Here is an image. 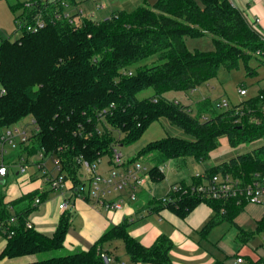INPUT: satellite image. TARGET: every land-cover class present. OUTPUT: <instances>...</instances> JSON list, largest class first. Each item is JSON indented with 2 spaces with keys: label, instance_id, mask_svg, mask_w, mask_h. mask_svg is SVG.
Returning a JSON list of instances; mask_svg holds the SVG:
<instances>
[{
  "label": "trees",
  "instance_id": "16d2710c",
  "mask_svg": "<svg viewBox=\"0 0 264 264\" xmlns=\"http://www.w3.org/2000/svg\"><path fill=\"white\" fill-rule=\"evenodd\" d=\"M61 1H39L38 9L48 20L44 29L23 31L15 41L0 38V133L29 117L37 126L30 144L20 145V157L40 151L46 160L58 157L62 173L76 188L84 183L81 162L93 165L106 156L111 160L115 146L134 145L162 118L193 139L167 137L128 159L129 163L144 160L152 164L149 173L157 181L163 179L160 168L170 160L207 161L223 136L232 147L264 138V88L259 95L219 114L208 98L196 103L194 114L189 106L166 97L170 92H193L215 78L220 68L237 69L240 61L254 74L249 54L264 51V34L230 0H157L131 12H112L102 21L79 12L69 19H56V13L66 10ZM66 1L71 8L78 7L77 0ZM20 7L12 5L11 9L16 12ZM36 11H25V15ZM203 37L211 39L212 51L188 49L186 38ZM153 56L160 64L132 70ZM148 89L154 91V97L139 100L138 94ZM219 172L246 181L256 172H264V145L206 171L208 175ZM185 185L177 182L171 186ZM49 193L36 190L9 203L0 195V236L8 241L0 260L103 264L101 252L113 254L107 244L121 241L134 264H173L174 244L168 236L161 235L151 247H145L130 235L128 221L107 229L88 251L39 259L41 254L64 249L73 219L72 211L64 212L53 236L28 228V217L35 210L33 202L40 198L43 203ZM22 203L29 206L21 209ZM156 203L181 217L202 203L209 205L214 216L204 231L225 220L233 221L245 208V203L238 205L236 201L195 197L181 198L177 205ZM13 217L17 221L10 224ZM11 232L14 234L9 237ZM254 233L264 234V220ZM252 264H264V257Z\"/></svg>",
  "mask_w": 264,
  "mask_h": 264
},
{
  "label": "crops",
  "instance_id": "0c3cea01",
  "mask_svg": "<svg viewBox=\"0 0 264 264\" xmlns=\"http://www.w3.org/2000/svg\"><path fill=\"white\" fill-rule=\"evenodd\" d=\"M6 1L11 9L12 5L23 6L26 2L32 0ZM89 1L90 0H79L78 9L74 10V13H78L77 10L79 9L83 10L82 7L85 2L86 6L92 1L95 2L96 10H98L97 8L99 5L104 6L103 9H106L108 6V3H101L100 1L102 0ZM241 1L244 3V0ZM10 2H12V4H10ZM251 2L254 3V6H251ZM251 2L245 10L251 16L252 20L258 18L252 16L253 12L262 13L264 15V0H255ZM95 11L90 12V14L85 13V16H94ZM12 12L14 11L12 10ZM15 13L16 19L18 16L22 15V7L18 8ZM247 19L251 23L249 18ZM1 134L2 133H0V135ZM27 157L29 158L27 154H23V156L20 157V150L18 148L15 151H11L6 158V162L10 164V172L6 177H0V195L4 196V201L6 203L17 201L24 195L36 190L42 194L44 192H53L49 183L46 182L43 176L42 178L44 180H41V172L38 170L37 166L31 161L28 162ZM22 159L27 160V165L29 167H35L32 171L30 170V174H21L19 169H17L16 172L13 170L12 167L17 164V160L19 161L18 164H20V167L23 165L21 162ZM176 161L177 160H170L167 163H175ZM166 164H164V166ZM176 165L180 166L181 164ZM106 170H108V166L102 168V170L100 169V171ZM162 176L163 179L161 181L153 180L152 178L148 180L146 188L139 191L137 202H131L127 192L113 197L114 199L122 197L124 200V207L119 211L108 212L101 206H95L80 198L72 197L71 192L66 191L64 192L65 195L63 194L57 199L59 205L56 204V206H53L55 202L52 204V202L49 203L47 200L39 205L33 202L32 207H35V210L31 212L28 219L37 231L48 236H53L58 227L60 217L64 213V211L60 210L59 206L65 199L72 197L71 200L75 198V201L71 203L70 207V209L72 208V213L74 209L77 208L85 219L84 225L81 226L79 230L78 228L72 227L74 223L72 219V225L65 241V246L72 250L81 248L78 246L82 242L85 246H83L80 251H88L107 229L128 221L131 224L130 235L145 247H151L161 235L168 236L174 244V248L171 251L173 264H214L217 261L223 262L224 264H231L237 257H243L245 260L244 264H252L257 263L264 257V234H252V232L257 230L259 223L264 220L263 206L248 204L233 221L225 220L209 230L204 231V227L214 216V210L209 205L202 203L185 217L179 216L166 207L160 209V206H158L160 204L156 203L160 199L155 197L157 187H154V185L165 180V172ZM193 176L194 174L176 181H171L168 185L167 193L169 192L170 186L174 183L185 182L189 185L193 182ZM69 186H71L70 183ZM79 201L81 203H78ZM82 203L90 204L93 208H89L90 206L87 207ZM19 206L21 209H25L29 204L22 203L19 204ZM139 210H141V212H139ZM155 216L157 220L153 219ZM228 233H230L231 236L234 235L232 241L227 239ZM259 235L263 236V243L260 247H256L253 242ZM7 243V239L0 236V255ZM122 249L118 250V248L115 247L109 250L115 256L119 257V259L126 262L127 260L124 259V256L129 259L126 253L125 255H119ZM5 263L17 264L20 263V260H0V264ZM127 264L134 263L129 259V263Z\"/></svg>",
  "mask_w": 264,
  "mask_h": 264
},
{
  "label": "built area",
  "instance_id": "2783aa9c",
  "mask_svg": "<svg viewBox=\"0 0 264 264\" xmlns=\"http://www.w3.org/2000/svg\"><path fill=\"white\" fill-rule=\"evenodd\" d=\"M39 1L32 0L23 5L22 17L20 15L14 21L18 31L36 33L48 25V20L43 15L44 12L38 9ZM43 1L45 4H49L55 3L58 0ZM251 1L255 0H244V3L241 0H230L232 6L241 12L250 5ZM61 5L66 10L63 14L56 13V19H60L61 17L69 19L75 14L74 10L78 9L77 7L71 8L66 0L61 1ZM98 8L103 9L104 6L99 5ZM35 9H37L35 13H32L30 16L28 14L25 15V11H33ZM77 11L83 17H86L83 10L79 9ZM253 24L258 26L259 29ZM253 24L251 23L255 29L264 34L263 19L254 18ZM129 75H132V72H129ZM238 92L242 97H246L248 94L246 88H241ZM218 106L220 108H229L230 105L227 100H222L218 103ZM16 139H20V144L16 143ZM28 144H30V136H28L27 132L16 129L15 127L6 130L0 135V177H6L10 172V164L6 162V158L10 152L17 150L20 145ZM112 154L111 160H108V170L106 171H100L102 160L93 165H90L86 161L81 162L83 168L81 179L84 183L76 188H74L73 182L67 180L66 176L62 173V164L58 157H52L46 160L43 151H40L36 155L29 156L30 159L28 158V162L31 161L37 166L43 178L49 183L52 191L60 192L61 195L66 191H70L72 197L80 198L95 206H101L108 212H115L124 207V200L122 197H117V199L113 197L127 192L129 200L131 202H137L139 191L146 188V184L151 176L148 166H145L141 161L129 163V160L125 159L119 151L118 146H115ZM48 160L53 161V169L48 168ZM21 162L23 165L20 167V173L26 174L28 168L27 160L22 159ZM163 170L162 166L160 172ZM69 183L71 186H69ZM184 197H195L203 201H223L224 203L236 201L238 205L245 203V205L253 204L264 207V174L254 173L251 179L246 181L231 173L219 172L214 175H208L206 171L197 172L193 176V182L189 185L187 184L185 187L170 186L167 196L161 198L159 202L163 205H177V202ZM71 198L65 199L60 204V210L64 212L70 210ZM35 203L36 205L41 204V199L37 198ZM16 221L17 219L13 217L10 224H15ZM33 227V224L29 222L28 228L31 229ZM13 234L11 232L9 237ZM100 257L103 264H127L114 254L105 250L101 252ZM244 262L243 257H237L231 264H244Z\"/></svg>",
  "mask_w": 264,
  "mask_h": 264
},
{
  "label": "rangeland",
  "instance_id": "374dc122",
  "mask_svg": "<svg viewBox=\"0 0 264 264\" xmlns=\"http://www.w3.org/2000/svg\"><path fill=\"white\" fill-rule=\"evenodd\" d=\"M156 1L157 0H102L100 2L105 4L108 3V6L106 9L97 8L98 10H96L95 8V2L92 1L88 6H86L85 4L86 2H85L83 4L82 9L86 14L87 13L90 14V12L96 10L94 16L93 15L91 16V19H93L94 21H102L105 18H107L109 15H111L112 12L122 11V10L131 12L136 10L138 7L142 5L143 6L146 4L153 5ZM10 4H12V2H10ZM251 6H254L253 2H251ZM243 14L246 18H249V20L253 24V20L246 10H244ZM15 16L16 13L12 12V10L9 8L7 4V1L0 0V38L10 39L11 41H15L21 37L22 32L18 31L14 24ZM252 16L264 20V15L262 13L253 12ZM253 25L256 26L255 24ZM186 43L188 49L193 52L194 51L209 52L214 49L213 43L211 39L208 37H203L199 39L186 38ZM249 55L252 56V60L250 62V68L254 72V74L252 75L249 74L247 69L245 68L244 62L240 61L237 69L230 71L225 68H220L215 78L209 80L206 84H204L203 86H201L200 88L196 89L193 92H190L188 94H186L185 92H170L166 94V97L169 100L176 101L183 105L189 106L194 114L197 113L196 103L208 98L211 99L212 102L215 104L214 106L216 113L219 114L228 110L229 108L234 107L235 105H239L248 98L259 95V90L264 88V51L261 52V50H258L250 53ZM157 64H160V62L157 61V56H153L151 58L145 59L137 63L135 66L132 67V70H136L140 67H152ZM241 88H246L248 90V94L246 95V97H242L239 94L238 90ZM154 95H155L154 91L152 89H148L138 94V99L143 100L146 98H152L154 97ZM222 100H227L229 102L230 105L229 108H220L218 106V103ZM15 128L19 130H24L27 132L28 136H32L35 133L37 126L33 122V119L29 117L24 121L18 123L15 126ZM167 137H176L188 141H191L193 139L192 136L186 134L181 128L172 125L167 119L162 118L159 121L153 123L137 143L131 146H122V147L118 146V149L122 153L125 159H133L134 157L138 156L140 153L139 151H141L147 145L153 142L166 139ZM16 143L20 144V139H16ZM263 145H264V138L250 144H242L236 147H232L229 144L227 137L223 136L220 138V147L217 150L213 151L210 154L209 159L205 162H198L193 158H186V159L177 160L175 163L169 162L165 166L162 165L164 166V170L161 171L160 173L164 174L165 172V180L161 183L154 185V187H157L155 191V197L157 199H161L167 196L168 185L169 183H171V181L182 179L184 177H187L188 175L190 176L197 172L204 171L205 169L208 170L211 167H215L239 155L251 152ZM108 159H109L108 156L102 159V165L100 168L101 170L102 168L108 166ZM16 162L17 164H15L12 167L15 172L17 169L20 170V164H18L19 161L17 160ZM141 162L148 167H151L152 165L144 160H141ZM176 164H181V165L178 166ZM47 165L49 169H53L54 167V163L51 160L47 161ZM33 168L35 167L28 166L27 174H30ZM257 173L264 174V172H256L255 174ZM41 180L42 181L44 180L42 178V174H41ZM60 196H61L60 192H54V191L50 192L47 197V202L49 203L52 202V204L53 202H55L53 206H56V204L59 205L57 199H59ZM74 201L75 198L71 200V203H73ZM78 203L81 202L79 201ZM82 204H84L87 207L90 206L89 208L92 207L90 204L88 205L87 203H82ZM153 219L157 220V217L155 216L153 217ZM73 221L74 223L72 227L78 228V230L81 228V226L84 225V221H85L84 216H82L79 213L77 208H75L73 211ZM233 236H231L230 233H228L227 239L232 241V239H234ZM262 243H263L262 235L257 236L255 241L253 242L254 246L256 247H260ZM83 246H85V244H82L81 242V244L78 247L83 248ZM115 247L118 248V250L123 248L119 253V255H125L124 245L121 241H113L107 244V249H113ZM81 248L72 250L67 246H65L64 249L62 250L54 251L53 253L41 254L39 259L43 260L51 257L66 256L69 254H73L77 251H80ZM124 259L127 260L126 261L127 263H129V259L126 256H124Z\"/></svg>",
  "mask_w": 264,
  "mask_h": 264
},
{
  "label": "water",
  "instance_id": "95a60500",
  "mask_svg": "<svg viewBox=\"0 0 264 264\" xmlns=\"http://www.w3.org/2000/svg\"><path fill=\"white\" fill-rule=\"evenodd\" d=\"M70 211H72V208L70 209Z\"/></svg>",
  "mask_w": 264,
  "mask_h": 264
}]
</instances>
